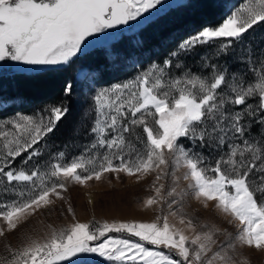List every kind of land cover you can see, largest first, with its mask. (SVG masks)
Segmentation results:
<instances>
[{
    "label": "rangeland",
    "instance_id": "obj_1",
    "mask_svg": "<svg viewBox=\"0 0 264 264\" xmlns=\"http://www.w3.org/2000/svg\"><path fill=\"white\" fill-rule=\"evenodd\" d=\"M78 1L0 0V110L10 78L67 68L95 50L118 78L97 83L100 72L84 60L76 92L68 83L75 125L89 134L77 155L47 144L65 116L60 106L0 120V264H46L83 242L89 248L65 264H264V202L183 143L202 135L205 126L191 134L223 100L233 102L220 92L224 78L211 73L212 51L195 58L233 39L264 48V0H218L228 14L222 25L173 51L166 42L181 34L170 33L156 60L143 64L145 30L190 0H166L157 13L120 0L128 30H111L110 10L101 13L96 0ZM254 84L264 89V76ZM136 124L147 142L126 139Z\"/></svg>",
    "mask_w": 264,
    "mask_h": 264
},
{
    "label": "trees",
    "instance_id": "obj_2",
    "mask_svg": "<svg viewBox=\"0 0 264 264\" xmlns=\"http://www.w3.org/2000/svg\"><path fill=\"white\" fill-rule=\"evenodd\" d=\"M227 16L225 6L218 4V0H190L187 4L177 7L169 22L155 24L145 30L151 32L143 41L145 50L141 52L147 51L148 56L146 60H141V64L153 63L156 60L154 50L163 49L162 41L165 42L170 33L181 34L180 37L177 35L174 40L166 42L172 44L170 51H173L180 42L202 30L219 27ZM261 23L264 27V21ZM245 40L233 39L230 45L222 50L204 46L201 55L193 57L200 62L204 52L212 51L214 62L211 73L224 78L220 92L233 97V102L223 100L222 108L207 115L191 134H196L197 131L200 134V130L205 126L206 130L202 135L195 141H190L191 137L184 139L183 143L193 156L196 155L208 165L212 164L214 169L222 170L227 179H244L257 202L261 204L264 202V89L254 83L264 76V48L243 47ZM130 49L139 48L132 45ZM84 60L90 61L88 69L100 72L97 83L102 81L103 86L117 83L115 71L106 67L108 60L104 50H95L76 59L67 68L32 75L21 74L7 80L6 90L2 93L7 94L5 100L9 105L0 110V120L18 114L34 115L47 107L60 106L65 110V116L49 134L47 144L60 153L70 151V156L79 154L89 143V134L85 132V127L77 128L75 125L78 108L71 93L67 92V85L71 82L76 92L78 82L75 72ZM190 60L191 58H187L185 62ZM136 125L137 127L133 126L126 134V139L130 142L133 141V135L136 138L142 136V141L144 139L147 142L145 128ZM64 157L69 159V156Z\"/></svg>",
    "mask_w": 264,
    "mask_h": 264
},
{
    "label": "water",
    "instance_id": "obj_3",
    "mask_svg": "<svg viewBox=\"0 0 264 264\" xmlns=\"http://www.w3.org/2000/svg\"><path fill=\"white\" fill-rule=\"evenodd\" d=\"M117 0H97V6L101 13H105L110 4H114ZM135 4L141 5L145 4L146 9L153 13H157L158 11H164L168 9V5L166 4V0H133ZM127 5L122 3L118 5L112 11V20L110 24L111 30H116L118 28L128 29L127 25V16L125 13V8ZM89 245L86 242L76 244L59 254L55 255L51 260H49L46 264H65L69 261L80 257L87 249Z\"/></svg>",
    "mask_w": 264,
    "mask_h": 264
},
{
    "label": "flooded vegetation",
    "instance_id": "obj_4",
    "mask_svg": "<svg viewBox=\"0 0 264 264\" xmlns=\"http://www.w3.org/2000/svg\"><path fill=\"white\" fill-rule=\"evenodd\" d=\"M89 1H92V0H79L78 1V5H86V3H88ZM120 0H117L114 4H110L109 6H108V9H107V11L106 12H108L109 10V12H110V16H111V20H112V11L118 6V5H120V4H122V3H120L119 2ZM96 5H97V0H96ZM97 8H98V6H97ZM99 9V8H98ZM127 10V7L125 8V11ZM127 20H128V18H127ZM110 24H111V22H110ZM127 25L128 26H130V22H129V20L127 21Z\"/></svg>",
    "mask_w": 264,
    "mask_h": 264
}]
</instances>
